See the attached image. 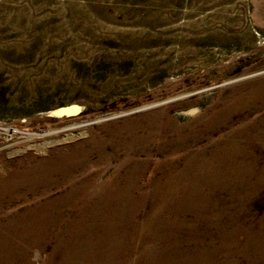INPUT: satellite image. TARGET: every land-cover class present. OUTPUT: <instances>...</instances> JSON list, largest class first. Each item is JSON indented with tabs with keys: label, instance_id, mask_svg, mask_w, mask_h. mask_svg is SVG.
<instances>
[{
	"label": "rangeland",
	"instance_id": "obj_1",
	"mask_svg": "<svg viewBox=\"0 0 264 264\" xmlns=\"http://www.w3.org/2000/svg\"><path fill=\"white\" fill-rule=\"evenodd\" d=\"M0 264H264V0H0Z\"/></svg>",
	"mask_w": 264,
	"mask_h": 264
},
{
	"label": "bare ground",
	"instance_id": "obj_2",
	"mask_svg": "<svg viewBox=\"0 0 264 264\" xmlns=\"http://www.w3.org/2000/svg\"><path fill=\"white\" fill-rule=\"evenodd\" d=\"M55 116H61V115H72L75 113L74 109H58L56 111L52 112ZM53 116V115H52Z\"/></svg>",
	"mask_w": 264,
	"mask_h": 264
}]
</instances>
